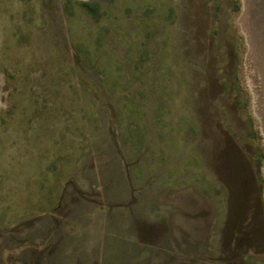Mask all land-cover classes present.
Masks as SVG:
<instances>
[{
	"label": "rangeland",
	"instance_id": "374dc122",
	"mask_svg": "<svg viewBox=\"0 0 264 264\" xmlns=\"http://www.w3.org/2000/svg\"><path fill=\"white\" fill-rule=\"evenodd\" d=\"M244 0H0V264H264Z\"/></svg>",
	"mask_w": 264,
	"mask_h": 264
},
{
	"label": "bare ground",
	"instance_id": "6f19581e",
	"mask_svg": "<svg viewBox=\"0 0 264 264\" xmlns=\"http://www.w3.org/2000/svg\"><path fill=\"white\" fill-rule=\"evenodd\" d=\"M240 22L248 42L244 59L245 78L264 134V0H244Z\"/></svg>",
	"mask_w": 264,
	"mask_h": 264
}]
</instances>
